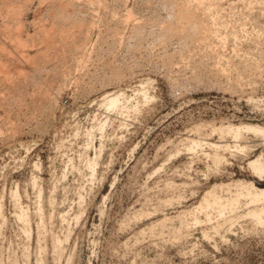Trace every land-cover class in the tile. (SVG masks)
Segmentation results:
<instances>
[{"label": "rangeland", "instance_id": "rangeland-1", "mask_svg": "<svg viewBox=\"0 0 264 264\" xmlns=\"http://www.w3.org/2000/svg\"><path fill=\"white\" fill-rule=\"evenodd\" d=\"M73 1L0 0V264L14 257L19 264H264V225L246 216L245 196L239 221L219 232L215 209L210 220L197 210L215 185L242 181L264 189V177L249 168L257 157L264 162L263 138L244 133L238 143L249 146L244 153L233 147L237 140L213 132L264 128V0H205L199 10L192 0ZM182 11L195 13V28L188 15L177 19ZM143 86L148 101L139 94ZM118 91L140 111L110 115L92 177L80 159L86 133L110 114L100 98ZM99 137L96 132L97 150ZM193 139L202 144L189 151ZM212 144L231 147L219 150L225 158L219 166L211 160ZM40 187L44 237L35 216ZM218 192L227 203L236 190ZM19 208L31 216L30 238L17 221ZM53 237L62 243L60 260Z\"/></svg>", "mask_w": 264, "mask_h": 264}, {"label": "bare ground", "instance_id": "bare-ground-1", "mask_svg": "<svg viewBox=\"0 0 264 264\" xmlns=\"http://www.w3.org/2000/svg\"><path fill=\"white\" fill-rule=\"evenodd\" d=\"M70 1V0H69ZM73 1V0H72ZM76 1H78V0H76ZM93 0H91V2H92ZM144 1V0H143ZM161 1V0H160ZM181 1V0H180ZM198 2V4H197V2ZM205 0H192V2H196L195 4H196V9L195 10H199L201 7H202V5L205 3L204 2ZM208 1V0H207ZM213 1V0H212ZM74 2V1H73ZM148 2V1H147ZM150 2V1H149ZM165 2H166V4H167V0H165ZM183 2H185V1H181V3L183 4ZM187 2V1H186ZM190 2V1H189ZM66 3H68V2H66ZM69 3H71V2H69ZM75 4H76V2H74ZM146 3V2H145ZM174 3V2H173ZM177 3H179V2H177ZM180 3V4H181ZM141 4H142V2H141ZM149 4V3H148ZM165 4V3H164ZM186 4V3H185ZM194 4V3H193ZM208 4V3H207ZM211 4V3H210ZM213 4V3H212ZM69 5V4H68ZM67 5V6H68ZM150 5H152L151 3H150ZM168 5V4H167ZM175 5V4H174ZM187 5V4H186ZM186 5L184 6V7H186ZM192 5V4H191ZM190 5V6H191ZM205 5V4H204ZM72 6V5H71ZM87 6V5H86ZM142 6V5H141ZM146 6V8H147V5H145ZM161 6H163V5H161ZM160 6V8H162ZM169 6H170V4H169ZM168 6V7H169ZM176 6V5H175ZM182 6V5H181ZM188 6V5H187ZM193 7L195 6V5H192ZM57 7V6H56ZM66 7V6H65ZM69 7V6H68ZM76 7V6H75ZM143 7V6H142ZM149 7V6H148ZM154 7V6H153ZM205 7V6H204ZM55 8V7H54ZM59 8V7H58ZM67 8V7H66ZM66 8H64V9H66ZM71 8V7H70ZM73 8V7H72ZM71 8V9H72ZM81 8H82V6H81ZM145 8V9H146ZM166 7H164V9H165ZM178 8V7H177ZM176 8V9H177ZM75 9V8H74ZM88 9V8H87ZM168 9V8H167ZM175 9V10H176ZM179 9H181V8H179ZM182 9L184 10L185 8H183L182 7ZM181 9V10H182ZM188 9H191V7H188ZM201 9H203V7L201 8ZM171 10V9H170ZM173 10H174V7H173ZM181 10H180V12H181ZM186 10V9H185ZM184 10V11H185ZM193 10V9H192ZM195 10H194V12H195ZM204 10H206V8L204 9ZM86 11V10H85ZM131 11V10H130ZM187 11V10H186ZM191 11V10H190ZM203 11V10H202ZM49 12V11H48ZM60 12V11H59ZM58 12V13H59ZM62 12H63V10H62ZM61 12V13H62ZM166 12V11H165ZM169 12V11H168ZM175 12V11H174ZM178 13V12H176L177 14L175 15V14H173V15H170L171 17H173L174 15L177 17V19L178 18H182V17H186L187 15H188V13L186 14L185 13V15H184V13H183V11H182V13ZM192 12V11H191ZM197 12V11H196ZM57 13V14H58ZM60 13V14H61ZM82 13V12H81ZM173 13V12H172ZM171 13V14H172ZM199 12H197V14H198ZM200 13H202L201 12V10H200ZM204 13V12H203ZM79 14V13H78ZM77 14V15H78ZM168 14V13H167ZM190 14V13H189ZM193 14H195V13H193ZM193 14H191V16L189 17V15H188V17H189V19H190V21H188V23L190 22V24H188V26L190 25L191 27H193V28H195V23L194 22H192L191 21V19H192V17L194 18L195 17V15H193ZM206 14H208L207 12H206ZM63 15H65V14H63ZM67 15V14H66ZM86 15V14H85ZM184 15V16H183ZM200 15V14H199ZM203 15V14H202ZM208 15H210V14H208ZM207 15V16H208ZM56 16V15H55ZM116 16V15H115ZM169 16V15H168ZM167 16V17H168ZM169 16V17H170ZM206 16V15H205ZM210 16H212V15H210ZM209 16V17H210ZM73 17V16H72ZM82 17V16H81ZM85 17V16H84ZM88 17V16H87ZM132 17H134L133 16V13H132V11L131 12H128L127 14H126V16H125V20H128V19H130V18H132ZM170 17V18H171ZM62 18V17H61ZM158 18V17H157ZM187 18V17H186ZM197 18H198V16H197ZM201 18V17H200ZM202 18H204V16L202 17ZM54 19V18H53ZM64 19V18H63ZM68 19H71V18H68ZM76 19V18H75ZM74 19V20H75ZM84 19V18H83ZM173 19H176V18H174L173 17ZM188 19V20H189ZM205 19V18H204ZM207 19V18H206ZM210 19V18H209ZM119 20H120V18H119ZM118 20V21H119ZM182 20H183V22H184V19L182 18ZM193 20V19H192ZM195 20V19H194ZM203 20V19H202ZM211 20H212V18H211ZM59 21V20H58ZM62 21V20H61ZM129 21V20H128ZM177 21V20H176ZM175 21V22H176ZM180 21V20H179ZM186 21V20H185ZM196 22H198L199 21V19H198V21L197 20H195ZM210 21V20H209ZM214 21V20H213ZM77 22V21H76ZM81 22V21H80ZM181 22V21H180ZM192 22V23H191ZM207 22V21H206ZM89 23V22H88ZM88 23H87V25H88ZM128 23V22H127ZM177 23V22H176ZM186 23V22H185ZM201 23H202V21H201ZM205 23V22H204ZM213 23V22H212ZM83 24H85V23H83ZM83 24H81V26H80V28H82V26H83ZM94 24L95 23H93V25H91V26H94ZM122 24V23H121ZM120 24V25H121ZM178 24V23H177ZM176 24V25H177ZM184 24V23H183ZM199 24V23H198ZM75 25V24H74ZM116 25V24H115ZM122 25H124V24H122ZM170 25H171V23H170ZM205 25V24H204ZM76 26H78L79 27V25H77L76 24ZM139 26V25H138ZM199 26V25H198ZM209 26V25H208ZM85 27V26H84ZM140 27V26H139ZM145 27V26H144ZM175 27H177V26H175ZM182 27V26H181ZM186 27V26H185ZM206 27H207V25H206ZM121 28V27H120ZM172 28V27H171ZM188 28V27H187ZM192 28V29H193ZM202 28V27H201ZM204 28V27H203ZM88 29V28H87ZM135 29V28H134ZM142 29V28H141ZM145 29V28H144ZM147 29V28H146ZM162 29H164V28H162ZM166 29V28H165ZM197 29V28H196ZM199 29V28H198ZM210 29V28H209ZM78 30H79V28H78ZM86 30V29H85ZM117 30H118V27H117ZM185 30V29H184ZM187 30H189V29H187ZM77 31V30H76ZM83 31V30H82ZM88 31V30H87ZM114 31V30H113ZM166 31V30H165ZM174 31V30H173ZM202 31H204V30H202L201 29V32ZM209 31V30H208ZM213 31V30H212ZM81 32V31H80ZM161 33L163 32L162 30L160 31ZM169 32H171L170 30H169ZM177 32H178V30H177ZM187 32V31H186ZM186 32H184V33H186ZM190 32V31H189ZM197 32H198V30H197ZM196 32V33H197ZM200 32V31H199ZM201 32H200V35H201ZM86 33V32H85ZM88 33V32H87ZM113 33V32H112ZM111 33V34H112ZM135 33V32H134ZM137 33H139V35H140V32H137ZM150 33V32H149ZM154 33V32H153ZM183 33V34H184ZM203 33V32H202ZM208 33V32H207ZM211 33V32H210ZM120 34V33H119ZM143 34V33H142ZM163 34V33H162ZM166 34V33H165ZM170 34V33H169ZM179 34H180V32H179ZM206 34V33H205ZM209 34V33H208ZM167 35V34H166ZM182 35V34H181ZM181 35H179V36H181ZM197 35H198V33H197ZM211 35V34H210ZM73 36V35H72ZM117 36V35H116ZM119 36V35H118ZM142 36V35H141ZM161 37H162V35H160ZM173 36V35H172ZM175 36H176V34H175ZM184 36V35H183ZM193 36V35H192ZM191 36V37H192ZM79 37H81V36H79ZM113 37H114V34H113ZM168 37V36H167ZM188 37V36H187ZM200 37H202V36H200ZM207 37V36H206ZM82 38V37H81ZM88 38H89V36H88ZM118 38V37H117ZM136 38V37H135ZM172 38V37H171ZM181 38V37H180ZM183 38V37H182ZM186 38V37H185ZM189 38V37H188ZM199 38V37H198ZM210 38V37H209ZM192 39V38H191ZM195 39H196V37H195ZM203 39V38H202ZM201 39V40H202ZM211 39V38H210ZM87 40V39H86ZM119 40V39H118ZM161 40V39H160ZM165 40H167L166 38H165ZM181 40V39H180ZM185 40V39H184ZM206 40H208L207 38H206ZM80 41H81V39H80ZM85 41V40H84ZM88 41V40H87ZM121 41V40H120ZM164 41V40H163ZM199 41V40H198ZM74 42V41H73ZM185 42V41H184ZM77 43H80V42H77ZM119 43V42H118ZM182 43V42H181ZM115 44H117V43H115ZM184 44H187V42L186 43H184ZM81 45V44H80ZM80 45H79V47H80ZM83 45H84V43H83ZM86 45V44H85ZM77 46H78V44H77ZM186 46V45H185ZM76 48H78V47H76ZM75 48V49H76ZM81 48V47H80ZM79 50V49H78ZM72 51V50H71ZM83 51V50H82ZM71 53V52H70ZM75 53H76V51H75ZM80 53V52H79ZM79 53H78V55H79ZM74 54V53H73ZM26 55V54H25ZM24 55V56H25ZM75 55H77V53L75 54ZM72 56V55H71ZM78 57V56H77ZM84 57H86V56H84ZM84 57H83V59H84ZM23 58V57H22ZM25 58V57H24ZM76 58V57H75ZM26 59V58H25ZM28 59V58H27ZM83 59L82 58H77V62L78 63H82L83 62ZM85 60V59H84ZM110 65V64H109ZM114 66V65H113ZM56 67V66H55ZM108 67V66H107ZM111 67V66H110ZM59 68V67H58ZM115 68V67H114ZM117 68V67H116ZM120 69V68H119ZM118 69V70H119ZM117 70V71H118ZM56 72L58 71V70H55ZM59 71H60V68H59ZM114 71H115V69H114ZM61 72V71H60ZM245 73V72H244ZM59 74V73H58ZM63 74H64V72H63ZM106 74V73H105ZM224 73H222V75H223ZM241 74H242V72H241ZM241 74H239V75H241ZM246 74V73H245ZM244 74V75H245ZM113 75V74H112ZM111 75V76H112ZM116 75H118V74H116ZM55 76V75H54ZM60 76H62V75H60ZM33 77H34V75H33ZM58 77V76H57ZM109 77H110V75H109ZM114 77V76H113ZM118 77H119V75H118ZM240 77H242V76H240ZM56 78V77H55ZM54 78V79H55ZM65 78V77H64ZM108 78V77H107ZM115 78V77H114ZM23 79V78H22ZM59 79H60V77H59ZM15 80V79H14ZM17 80V79H16ZM21 80V79H20ZM24 80V79H23ZM103 80V79H102ZM107 80V79H106ZM108 81H110V80H108ZM112 81H113V79H112ZM115 81V80H114ZM16 82V81H15ZM21 82H23L22 80H21ZM65 82V81H64ZM18 83V82H17ZM103 83V82H102ZM24 84V83H23ZM16 85V84H15ZM21 85H22V83H21ZM20 85V86H21ZM27 85H29V84H27ZM19 86V88H18V92H21V87ZM59 86V85H58ZM15 87V86H14ZM13 87V88H14ZM28 87V86H27ZM19 89H20V91H19ZM24 89H25V87H24ZM51 89V88H50ZM53 89V88H52ZM52 89L50 90V91H52ZM59 89V88H58ZM61 89V88H60ZM90 89V88H89ZM23 90V89H22ZM25 91V90H24ZM54 91H56V90H54ZM60 91V90H59ZM139 91V94H142L143 95V98H144V100L145 101H148L149 100V96H148V93H147V89H146V86H143L140 90H138ZM15 92V91H14ZM27 91H25V93H26ZM58 92V91H57ZM61 92V91H60ZM60 92H59V94H60ZM83 92V91H82ZM86 93V92H85ZM21 94H22V92H21ZM20 94V95H21ZM46 94V93H45ZM47 94H48V91H47ZM55 94V93H54ZM83 94V93H82ZM16 95H18V93L16 94ZM53 95V94H52ZM52 95H49V96H52ZM19 96V95H18ZM23 96H25V95H23ZM28 96V95H27ZM42 95H40V97H41ZM24 98V97H23ZM51 98H53V97H51ZM17 99V98H16ZM129 99V100H128ZM31 100V99H30ZM45 100V99H44ZM49 100V99H48ZM100 108H103V109H105L106 110V114H107V112L108 113H110L109 114V116L107 117L106 116V119L104 120V121H99V122H97L98 124L97 125H95V127L93 126V128L92 129H90L89 131H87V133H86V137H87V145L85 146V151H84V149H83V152L81 153V155H80V159L81 160H83L84 162H85V165H86V167H87V169L89 170V172H90V175L92 176V177H94L95 176V173H97L96 172V169H98L97 168V166L99 165V159H100V156L102 155V152L104 151L103 149H104V145H103V140H105V139H103V138H105L106 137V134H105V132H106V130H107V128L108 127H110V125H111V121H112V117L110 116L111 114L113 115V113H116V115L118 114V115H123L124 116V114H130V113H134V114H136V113H138L139 111H140V106H139V104L138 103H136V104H131L130 102H132V101H130V98L127 96V94L125 93V92H122V91H118V92H113V93H106L103 97H102V99L100 98ZM32 103V102H31ZM30 103V104H31ZM26 104H28V103H26ZM29 105V104H28ZM32 105V104H31ZM34 105V104H33ZM57 105V104H56ZM37 106V105H36ZM48 106V105H47ZM39 107V106H38ZM42 107V106H41ZM46 107V106H45ZM30 108V107H29ZM36 108V107H35ZM44 108V107H43ZM50 108V107H49ZM51 108H52V106H51ZM28 109V108H27ZM45 109V108H44ZM44 109L42 110V111H44ZM38 110V109H37ZM45 110H47V107H46V109ZM29 111V110H28ZM36 111V110H35ZM41 111V112H42ZM48 111H49V109H48ZM100 111V110H99ZM35 113V112H34ZM43 113V112H42ZM41 114V113H40ZM44 114V113H43ZM43 114H41L40 116L42 117L43 116ZM46 114V113H45ZM51 114H52V111H51ZM105 114V115H106ZM19 115V114H18ZM25 115V114H24ZM23 115V116H24ZM33 115V114H32ZM39 115V114H38ZM47 115V114H46ZM104 115V116H105ZM115 116V115H114ZM19 117V116H18ZM25 117V116H24ZM27 117V116H26ZM47 116H45V118H46ZM49 117V116H48ZM116 117V116H115ZM114 118V117H113ZM19 119V118H18ZM27 119V118H26ZM25 119V120H26ZM34 119V118H33ZM42 119V118H41ZM47 119V118H46ZM30 120V119H29ZM28 120V121H29ZM32 120V119H31ZM49 120V119H48ZM47 120V121H48ZM95 120V119H94ZM101 120H102V118H101ZM36 121H38V120H36ZM46 121V122H47ZM18 122H20V120L18 121ZM31 122L32 121H30L29 123L31 124ZM112 122H114V121H112ZM25 124L27 123V121L26 122H24ZM41 123V122H40ZM22 125H23V127L21 126V124L19 123V127H21V129L22 128H24L25 126H24V124L22 123ZM28 125V124H27ZM36 125V124H35ZM125 125V124H124ZM17 126V125H16ZM18 126H17V128H18ZM39 126H40V124H39ZM47 126V125H46ZM112 126H114V125H112ZM122 126V125H121ZM28 127V126H27ZM15 129V128H14ZM25 129V128H24ZM33 129V128H32ZM15 130H17V129H15ZM20 130V129H19ZM29 131V130H28ZM108 131V130H107ZM96 132H98V134L100 133V137H101V142H100V148L97 150L96 148H94V143H95V135H96ZM213 132H218L219 134H221V135H228V136H230V137H232L233 139H235V141L237 140L238 142L236 143V142H234L235 143V145L233 146L234 148H236L238 151H240V152H244V153H246L247 151H248V149H249V146H247V145H242V144H238L239 143V140L240 139H243V136H244V133H252V134H256V135H259V136H261L262 138H263V140H264V128L263 127H260V126H256V125H250V124H243V125H239V126H235V125H229V126H220L219 128H214V130H213ZM14 134V133H13ZM17 134V133H16ZM11 135H12V133H11ZM11 135L10 136H8V137H10L9 139H11L14 135H12V137H11ZM105 136V137H104ZM15 137V136H14ZM99 137V138H100ZM227 137V136H226ZM5 138V137H4ZM108 138V137H107ZM103 139V140H102ZM5 142V141H4ZM201 140H195V139H193V140H191L190 141V144L188 145V149H189V151H196V150H198L200 147H201ZM204 145V144H203ZM214 149H215V151H214V153H213V155L211 156V154H210V156H211V160H212V162H213V164L214 165H216V166H219L224 160H225V158H224V155L219 151L222 147H224V148H226V149H229V148H231L229 145H219V144H212L211 145ZM203 147V146H202ZM96 149V150H95ZM207 156V155H206ZM208 156H209V154H208ZM207 156V157H208ZM209 156V157H210ZM208 157V158H209ZM73 167V169H76V170H79V168L77 167V166H72ZM39 168V167H38ZM249 168L251 169V171H252V173L257 177V178H263L264 177V162H263V160H262V158L261 157H257L256 159H254V160H251L250 162H249ZM38 170H40V169H38ZM36 171H37V169H36ZM253 175V176H254ZM38 177H36V176H34L31 180V182H32V185L34 186V187H38V180L39 179H37ZM32 186V187H33ZM232 187H235V190H236V193H235V195H232L228 200H227V203L225 202V201H223L222 199H221V196H219V192H218V190H225V191H228V192H231L232 191ZM36 189V188H35ZM38 191V194H37V196H38V199H39V202H38V205H37V208H36V215L35 216H37L38 217V219H39V225H38V232L37 233H39V234H41V236L43 235V229H44V222H45V215H44V203L42 202L43 200H42V198H43V196H44V194H43V190L41 189V187L39 188V189H37ZM243 196H245L246 198H247V200H248V202H247V205H248V209H247V213H246V216H248V217H250V218H252L257 224H261V225H264V189H261V188H258L256 185H255V183H253V182H251V183H247V182H242V181H237V182H235L234 183V185H224V184H221V185H215L210 191H208L207 193H205V196L203 197V200H202V202H201V204H200V206L197 208V210H198V212L200 213H205V215H206V219L207 220H210L211 219V215H210V212H208L209 211V209H215V211H216V214H217V218H218V220H217V223H216V225L215 226H213V230H215L216 232H219L220 231V229L224 226V225H228V224H234L233 222L240 216V214H238L237 212H236V209L238 208V205L240 204V198L241 197H243ZM12 199H14L15 200V202H16V204L18 205V203H20V201H18V200H20L19 199V192L17 191V190H15L13 193H12ZM47 203V202H46ZM52 203V202H51ZM48 204H50V202L48 203ZM21 205V204H20ZM19 206V205H18ZM50 207H51V205H49ZM17 207V206H16ZM15 207V208H16ZM19 210L20 211H18V213L16 214V217H17V221L18 222H20V225H21V227H22V229H23V231L25 232V234L30 238L31 237V226H30V224H31V216H30V214L27 212V211H25V210H21L20 208H19ZM2 204L0 203V216L2 215ZM66 217V216H65ZM241 217H243V216H241ZM239 219H240V217H239ZM239 219L238 220H236V221H239ZM194 223H199L200 222V219L198 218V217H194ZM38 224V223H37ZM42 226H43V228H42ZM184 226V225H183ZM38 234V236H40ZM43 237H44V235H43ZM40 237H38V239H39ZM61 240L59 239V238H57V237H53V252H54V259H58V260H60L61 258V255H62V246H61ZM37 249H38V253L39 254H42L43 252H45V246H44V244H43V242H41V241H39L38 242V245H37ZM24 258H26V260L28 259V255L25 253L24 254V256H23ZM23 258V259H24ZM60 258V259H59ZM13 263L12 264H19V260L17 259V257H14V259H13V261H12ZM59 263V262H58ZM37 264H45V261L43 260V259H38L37 260Z\"/></svg>", "mask_w": 264, "mask_h": 264}]
</instances>
